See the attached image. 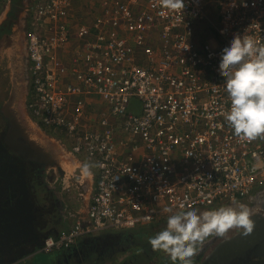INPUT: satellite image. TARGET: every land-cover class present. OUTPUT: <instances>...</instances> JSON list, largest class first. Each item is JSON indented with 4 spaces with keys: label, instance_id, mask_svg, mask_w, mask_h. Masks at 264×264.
I'll use <instances>...</instances> for the list:
<instances>
[{
    "label": "built area",
    "instance_id": "2783aa9c",
    "mask_svg": "<svg viewBox=\"0 0 264 264\" xmlns=\"http://www.w3.org/2000/svg\"><path fill=\"white\" fill-rule=\"evenodd\" d=\"M95 4L80 20L73 0L27 9L29 111L68 137L79 194L89 190L79 209L88 220L78 213L47 236L46 254L182 203L240 204L264 187V136L241 140L225 120L231 101L219 64L234 34L264 44V0H185L177 10L162 0Z\"/></svg>",
    "mask_w": 264,
    "mask_h": 264
},
{
    "label": "flooded vegetation",
    "instance_id": "af4514ba",
    "mask_svg": "<svg viewBox=\"0 0 264 264\" xmlns=\"http://www.w3.org/2000/svg\"><path fill=\"white\" fill-rule=\"evenodd\" d=\"M34 2L26 1L24 6ZM0 15V264L20 259L22 264H39L31 263L32 258L44 254L46 264H93L111 257L119 248L129 251L127 246L131 244L152 248L148 241L136 242V232L105 230L98 236H84L65 249L49 254L41 251L47 236L70 227L79 213L78 207L87 205L84 195L89 190L84 184L79 194L76 176L70 171L71 166L66 165V159L70 161L71 156L65 147L67 155L63 158L29 138L25 128L29 120L27 115L23 116L29 112L28 16L18 20L17 5L10 12L1 10ZM21 20H24L22 25ZM241 203L252 210L255 237L231 243L233 236L243 233L237 228L224 236L210 235L198 245L193 257L195 264H264V187ZM217 206L201 208L206 211ZM131 257L130 262L136 261V254ZM125 261L115 264H127Z\"/></svg>",
    "mask_w": 264,
    "mask_h": 264
},
{
    "label": "clouds",
    "instance_id": "9594fccd",
    "mask_svg": "<svg viewBox=\"0 0 264 264\" xmlns=\"http://www.w3.org/2000/svg\"><path fill=\"white\" fill-rule=\"evenodd\" d=\"M239 3L247 6V0H239ZM184 5L185 0H162V6L170 10L181 9ZM232 6H236V0H233ZM219 64L231 101L225 120L241 140L250 141L264 136V44L258 43L246 31L234 34L230 42L223 46ZM90 169L91 165L84 164L82 172L90 175ZM252 215L250 207L243 203L203 212L182 203L167 216L166 226L151 237L149 243L154 250L169 252L180 264H193L192 258L198 251V245L210 235L224 236L232 228L241 229L244 235L253 233L255 223Z\"/></svg>",
    "mask_w": 264,
    "mask_h": 264
},
{
    "label": "rangeland",
    "instance_id": "374dc122",
    "mask_svg": "<svg viewBox=\"0 0 264 264\" xmlns=\"http://www.w3.org/2000/svg\"><path fill=\"white\" fill-rule=\"evenodd\" d=\"M20 1L15 2L14 0H12V7L8 10L10 12L12 10V8H15V6L17 5V8H18V16H17V18H18V20L22 19V17L27 15V13H28L27 9L32 5L31 3H26L25 6H24V3L26 1H31V0H20ZM84 1H86L85 2L86 4H84L86 10H90L92 8L97 7V4H95V3L98 2V0H84ZM215 6H216V4L214 6L211 5V10H214V9L216 10ZM0 9L7 10L5 5H2L0 7ZM211 15L212 14H210V16ZM21 21H22L21 22V25H22V23H24V20H21ZM28 29L29 28L27 27L26 30L28 31ZM27 55H28V52H27ZM29 65H30V61H29V58H28V73H29V77H30V79H29V88L27 90L29 92L28 100L30 99V92H31V89H30L31 88V74H30V70H29ZM97 98H98V101L105 108L106 107V103H105L104 99L101 96H98ZM25 115H27L28 120H29V125L28 126L26 125V127H25L26 130H27L29 138L33 139L35 141V143H37L39 145L42 144L48 150L51 149L53 151V153L56 154V156L66 157V156H64L65 153L63 155L61 154V151H63V152H66V151H64V148L62 146L64 144V142L61 141L63 143L62 144L59 141L60 133L58 131H55L50 126H45L43 122H41L40 120H37L34 116H32V114L30 112H27L25 114L23 113L24 117H25ZM63 139H64V141H69V139H68V137L66 135L63 136ZM52 147H54V148H52ZM60 149H61V151H60ZM66 160H67V164H69V165L72 164L71 160L69 162H68V159H66ZM73 169H74V167L71 166L70 171L73 170ZM216 204L218 205L216 208H219L220 207L219 205H225L226 203L217 202L214 205H216ZM227 204H229V205H231L233 207H236V206L239 205V204H237V202L233 203V204H230V203H227ZM171 212L172 211H170L167 215L165 214V215L161 216L154 223H149V224H147L145 226H140V227L141 228H143V227L146 228V229L143 230V232L147 231L146 235L152 236L151 233H156L157 234L159 231L162 230V228H164L166 226L167 216L170 215ZM202 212H203V210H202ZM109 230L110 231H117L118 229L117 230L109 229ZM136 230H137V228H135V230H131V231L134 232ZM134 254L137 255L136 263H134V264H161V261L163 260L162 258L166 257L168 259L169 257H172L171 254L169 252H167L166 250H164V249H156V250H154L153 248L149 247L146 252H143V248L142 247H138V246H133L132 248H130V250L128 252H125V250L121 251L120 248H119L117 255L119 257V260L123 261L124 259H126L128 257H131V255H133V257H134ZM43 256L45 257L46 255L44 254ZM171 259L174 260L173 258H171ZM177 261L180 264V261L178 259H177ZM193 264H195V263L193 262Z\"/></svg>",
    "mask_w": 264,
    "mask_h": 264
},
{
    "label": "crops",
    "instance_id": "0c3cea01",
    "mask_svg": "<svg viewBox=\"0 0 264 264\" xmlns=\"http://www.w3.org/2000/svg\"><path fill=\"white\" fill-rule=\"evenodd\" d=\"M74 1V5H75V7H76V16H77V18L80 20L81 18H83V16H85L86 14H88L90 11L89 10H86L85 9V6L83 5V3H85L84 2V0H73ZM86 4V3H85ZM3 5H5L6 6V12L12 7V0H5L4 1V4ZM214 6V5H213ZM81 9H84V10H81ZM211 19L212 20H216V18H217V13H216V10L214 9V10H211ZM214 16V17H213ZM63 140V141H62ZM59 141L61 142H64L65 144H63L62 142V146H63V148H64V146L66 147L65 149H67V143L64 141V139H63V137H62V135L60 134V137H59ZM61 146V147H62ZM66 155H67V153L66 152H64ZM64 154V155H65ZM69 154V153H68ZM63 155V154H62ZM65 155V156H66ZM70 160L72 161V164H71V166L72 167H74L75 168V166L77 165V162L75 161L74 162V160H72L71 158H70ZM74 163V164H73ZM66 165H67V160H66ZM75 202V201H74ZM76 203V202H75ZM79 209H84V210H86V206H82V207H78ZM197 210L198 211H201L202 210V208L201 207H199V208H197ZM83 217V219L84 220H88V216H87V212H80L79 213V217ZM67 228H62L59 232H62V231H64V230H66ZM103 232V231H102ZM102 232H99V233H102ZM59 234V233H58ZM57 235V234H56ZM98 235H100V234H98ZM98 235H96V236H98ZM128 252V251H127ZM117 253V252H116ZM112 254V256L111 257H109V258H106V259H103V260H100V261H97L95 264H115V263H117L118 261L120 262V260H119V257H118V253L117 254ZM40 258H32V261H31V263H34V262H37V263H39L40 264ZM35 264V263H34Z\"/></svg>",
    "mask_w": 264,
    "mask_h": 264
},
{
    "label": "trees",
    "instance_id": "16d2710c",
    "mask_svg": "<svg viewBox=\"0 0 264 264\" xmlns=\"http://www.w3.org/2000/svg\"><path fill=\"white\" fill-rule=\"evenodd\" d=\"M15 2H17V1H20V0H14ZM36 1H39V0H36ZM21 2V1H20ZM16 7V6H15ZM145 226V225H144ZM135 228H137V230L136 231H134V232H136L135 234L137 235V238H134V240H136V242H141V244L142 243H146L147 241L149 242V239L151 238V237H153V236H155L156 235V233H151L152 234V236H150V235H146V232L147 231H145V232H143V230L144 229H146L145 227H143V228H141L140 226H137V227H135ZM135 228H132V229H124V230H121L120 232H125V233H129L131 230H135ZM133 232V231H132ZM59 233H61V232H59ZM135 235V236H136ZM132 245H136V244H131V245H129V246H127V247H129V248H132L133 246ZM137 246V245H136ZM139 247H142L143 248V250H144V252H146L147 250H148V245H146V244H142L141 246H139ZM120 250L121 251H123V250H125V251H127V248L125 249V248H120ZM153 251V250H152ZM118 252V251H117ZM114 254H115V252H114ZM42 257L43 258H45L43 255H42ZM130 258H132V257H128V258H126V263L127 264H134V263H136V261H129V259ZM163 260L161 261V264H174V263H176V262H178V261H176V260H172V259H167L166 257H164V258H162ZM96 263V262H95ZM95 263H93V264H95ZM41 264V263H40ZM44 264V263H43ZM178 264H179V262H178Z\"/></svg>",
    "mask_w": 264,
    "mask_h": 264
},
{
    "label": "water",
    "instance_id": "95a60500",
    "mask_svg": "<svg viewBox=\"0 0 264 264\" xmlns=\"http://www.w3.org/2000/svg\"><path fill=\"white\" fill-rule=\"evenodd\" d=\"M255 232H256V230H254L253 231V233H251V234H249V235H244L243 233L240 235H235V236H233L231 239H230V242L232 243L234 240H238V239H240V238H247V239H251V238H253V237H255ZM254 242H256V241H254ZM254 242H252V243H254ZM261 251V250H260ZM255 254H257V253H255ZM209 257L208 258H210L211 257V253L208 255ZM37 258H40V262H42V263H44L45 264V262H46V259H47V257L45 256V258H43L41 255H37ZM22 262V259H20V260H16V261H14L13 263H11V264H22L21 263Z\"/></svg>",
    "mask_w": 264,
    "mask_h": 264
},
{
    "label": "bare ground",
    "instance_id": "6f19581e",
    "mask_svg": "<svg viewBox=\"0 0 264 264\" xmlns=\"http://www.w3.org/2000/svg\"><path fill=\"white\" fill-rule=\"evenodd\" d=\"M18 90V89H17ZM21 96H22V94H21ZM19 117V116H18ZM21 120V119H20ZM61 151V150H60ZM61 154H64V152L63 151H61ZM65 156V155H64ZM63 157V156H62ZM63 158H65V157H63ZM63 162V161H62ZM68 162H69V160H68ZM74 164V163H73ZM69 165V164H68ZM69 166H71V165H69ZM73 166V165H72ZM71 168V167H70Z\"/></svg>",
    "mask_w": 264,
    "mask_h": 264
}]
</instances>
